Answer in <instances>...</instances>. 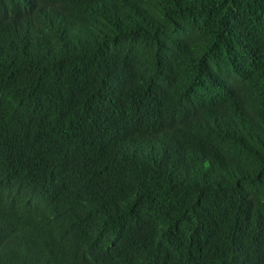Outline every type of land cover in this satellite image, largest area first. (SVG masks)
Segmentation results:
<instances>
[{"label":"trees","instance_id":"16d2710c","mask_svg":"<svg viewBox=\"0 0 264 264\" xmlns=\"http://www.w3.org/2000/svg\"><path fill=\"white\" fill-rule=\"evenodd\" d=\"M0 264H264V0H0Z\"/></svg>","mask_w":264,"mask_h":264}]
</instances>
